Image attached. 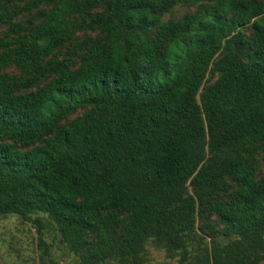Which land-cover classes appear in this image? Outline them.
<instances>
[{
	"label": "trees",
	"instance_id": "16d2710c",
	"mask_svg": "<svg viewBox=\"0 0 264 264\" xmlns=\"http://www.w3.org/2000/svg\"><path fill=\"white\" fill-rule=\"evenodd\" d=\"M22 1L0 0V216L50 255L47 215L79 264H264V0Z\"/></svg>",
	"mask_w": 264,
	"mask_h": 264
},
{
	"label": "rangeland",
	"instance_id": "374dc122",
	"mask_svg": "<svg viewBox=\"0 0 264 264\" xmlns=\"http://www.w3.org/2000/svg\"><path fill=\"white\" fill-rule=\"evenodd\" d=\"M27 1L30 0H23L22 3ZM196 8V4H181L166 15L165 18H179L185 13L193 12ZM24 17L27 19L31 15L25 13ZM4 32L5 28L1 27L0 36ZM245 33L250 34L251 29H245ZM7 71L19 73V70L15 68H9ZM214 79H208L205 86ZM81 112L82 110L72 114L71 117ZM36 216H41L45 223L43 239L49 246L50 255L45 254L43 247L40 246L37 225L31 221L24 220L17 214H9L0 216V264H52L51 259L56 260L60 264H79V259L62 240L53 221L42 213H37ZM200 224L201 222H199ZM143 264H180V255L177 251L169 252L166 248L157 247L150 243L146 247L145 262Z\"/></svg>",
	"mask_w": 264,
	"mask_h": 264
}]
</instances>
